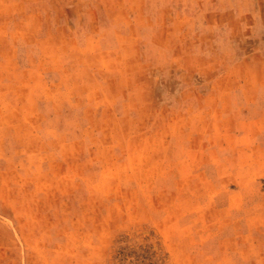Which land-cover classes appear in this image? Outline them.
Segmentation results:
<instances>
[{
  "label": "rangeland",
  "instance_id": "obj_1",
  "mask_svg": "<svg viewBox=\"0 0 264 264\" xmlns=\"http://www.w3.org/2000/svg\"><path fill=\"white\" fill-rule=\"evenodd\" d=\"M0 264H264V0H0Z\"/></svg>",
  "mask_w": 264,
  "mask_h": 264
},
{
  "label": "crops",
  "instance_id": "obj_2",
  "mask_svg": "<svg viewBox=\"0 0 264 264\" xmlns=\"http://www.w3.org/2000/svg\"><path fill=\"white\" fill-rule=\"evenodd\" d=\"M257 70H258V69L255 68V69L253 70L252 74H255Z\"/></svg>",
  "mask_w": 264,
  "mask_h": 264
}]
</instances>
